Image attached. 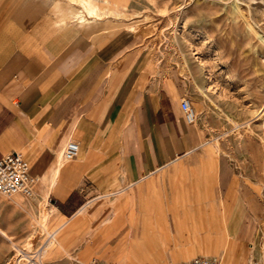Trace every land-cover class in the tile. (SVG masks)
Instances as JSON below:
<instances>
[{"label": "crops", "instance_id": "crops-1", "mask_svg": "<svg viewBox=\"0 0 264 264\" xmlns=\"http://www.w3.org/2000/svg\"><path fill=\"white\" fill-rule=\"evenodd\" d=\"M70 7L0 0V160L23 153L36 193L61 212L115 205L124 238L154 226L159 261L220 259L209 254L214 213L229 223L238 204L229 160L187 120L184 90L133 31L80 22ZM70 140L80 150L66 160ZM174 192L191 201L174 204Z\"/></svg>", "mask_w": 264, "mask_h": 264}, {"label": "rangeland", "instance_id": "rangeland-1", "mask_svg": "<svg viewBox=\"0 0 264 264\" xmlns=\"http://www.w3.org/2000/svg\"><path fill=\"white\" fill-rule=\"evenodd\" d=\"M118 1L125 14L103 18L133 30L162 71L177 80L208 144L234 172L238 204L229 223L214 213L209 254L223 264H264V0ZM177 195L179 204L191 201ZM243 202L246 235L239 242L234 232ZM53 204L36 190L32 196L0 194V264L176 262L153 257L147 237L154 226L124 238L127 227L117 225L115 205L62 213ZM65 217L71 218L65 228L81 219L60 245L62 231L54 242L51 233Z\"/></svg>", "mask_w": 264, "mask_h": 264}, {"label": "built area", "instance_id": "built-area-1", "mask_svg": "<svg viewBox=\"0 0 264 264\" xmlns=\"http://www.w3.org/2000/svg\"><path fill=\"white\" fill-rule=\"evenodd\" d=\"M182 107L190 123L196 120V112L188 97L182 99ZM80 150V145L75 140H70L63 156L66 160L75 158ZM31 164L21 152L13 151L0 160V194L12 197L15 195L32 196L35 192L37 178L30 173ZM169 264H223L216 257L202 256L190 261Z\"/></svg>", "mask_w": 264, "mask_h": 264}, {"label": "bare ground", "instance_id": "bare-ground-1", "mask_svg": "<svg viewBox=\"0 0 264 264\" xmlns=\"http://www.w3.org/2000/svg\"><path fill=\"white\" fill-rule=\"evenodd\" d=\"M68 1L70 2V5H71V7L69 9V12L71 13V15L75 16V18L77 20H79L80 22H84V21L86 22V20H89V18L92 19L94 17L103 18L105 15H110V16L113 15V16H115V15L125 14V12H124L125 5L124 4H121L118 0H68ZM141 29L142 28L140 27V31H141ZM160 199H161V197H160ZM172 199H173V203L174 204H179V197H178V195L176 193L172 195ZM184 204H186V203H184ZM43 215L44 216H42V217H44V220L46 221L47 219H49L50 212H45ZM70 219L71 218H68V220H67V218H66V220L63 223H61V225H59L58 228L54 232L51 233V235L53 237L52 242H54V240H56V236L62 231V234H61V238L62 239L61 240H57L58 241V244L62 245L63 244L64 237L71 231V229L73 227H75L76 224H78V221H80L81 218H78L69 228H65L67 222ZM45 221H43V222H45ZM47 222H45V223H47ZM61 222H62V220H61ZM179 230L180 231L181 230L183 231L185 229L184 228H180ZM129 236H131V235H129ZM136 241H137V239H136ZM125 246H128V245H125ZM140 248H141L140 250H142V247H140ZM61 249H63V248H61ZM59 250H57L56 252H58ZM125 257H124V259H125ZM124 262L125 261H123V263Z\"/></svg>", "mask_w": 264, "mask_h": 264}]
</instances>
